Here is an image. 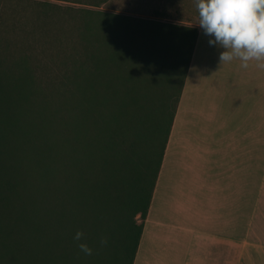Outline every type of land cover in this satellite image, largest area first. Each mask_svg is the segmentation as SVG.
Segmentation results:
<instances>
[{
	"label": "trees",
	"instance_id": "16d2710c",
	"mask_svg": "<svg viewBox=\"0 0 264 264\" xmlns=\"http://www.w3.org/2000/svg\"><path fill=\"white\" fill-rule=\"evenodd\" d=\"M27 3L25 8L13 0H0V72L30 71L39 87L80 90L85 99L82 107L69 106L61 142L68 158L57 198L64 203L69 236L65 258L56 261L54 256L52 262L133 264L198 29L102 11H92L102 16L99 22L83 18L67 28L49 18L48 10L31 0ZM172 51L175 57L167 59ZM155 56L172 60L162 67L167 71L154 78L160 85L146 102L145 90L153 83L148 69ZM150 101L152 113L144 111ZM136 113L135 123L131 117ZM120 203L125 212L114 244L92 220L101 216L102 209L116 210ZM77 230L93 249L91 254L78 248L73 239ZM52 236L59 249L62 237ZM102 238L107 242L102 244Z\"/></svg>",
	"mask_w": 264,
	"mask_h": 264
},
{
	"label": "crops",
	"instance_id": "0c3cea01",
	"mask_svg": "<svg viewBox=\"0 0 264 264\" xmlns=\"http://www.w3.org/2000/svg\"><path fill=\"white\" fill-rule=\"evenodd\" d=\"M195 27L133 264H264V68Z\"/></svg>",
	"mask_w": 264,
	"mask_h": 264
},
{
	"label": "rangeland",
	"instance_id": "374dc122",
	"mask_svg": "<svg viewBox=\"0 0 264 264\" xmlns=\"http://www.w3.org/2000/svg\"><path fill=\"white\" fill-rule=\"evenodd\" d=\"M13 1L17 6H29L27 0ZM31 3L48 10L49 18L67 28L78 25L83 18L89 23L99 22L102 16L92 11L173 23L185 29L198 23L195 0H31ZM31 8L27 15L31 14ZM18 9L24 13L23 8ZM173 51L167 54V59L175 57ZM153 60L154 65L148 69L153 83L150 81L145 90L146 102L153 99V88H159L154 78L167 71L162 67H168L172 59L165 61L167 64L157 56ZM84 101L80 90L39 87L37 77L30 71L0 72V193H4L0 197V264H53L54 256L56 261L65 258L69 229L64 203L57 196L58 183L66 178L68 155L61 142L65 138L69 106L82 107ZM152 104V101L146 104L144 111L152 113L153 108H148ZM138 113L131 117L135 123ZM94 168L98 169L97 163ZM9 185L14 189L10 190ZM123 211L125 207L120 203L116 210L102 209L101 216L92 220L99 225L100 234H108L114 244ZM136 219L138 224L142 223L140 214ZM52 233L62 237L59 249L54 248ZM111 246L112 242L107 245V257Z\"/></svg>",
	"mask_w": 264,
	"mask_h": 264
},
{
	"label": "clouds",
	"instance_id": "9594fccd",
	"mask_svg": "<svg viewBox=\"0 0 264 264\" xmlns=\"http://www.w3.org/2000/svg\"><path fill=\"white\" fill-rule=\"evenodd\" d=\"M198 25L209 36V44L224 50L219 53L220 64L238 58L241 67L250 60L264 68V0H195ZM77 230L73 239L85 254L93 249L81 240ZM107 241L102 238L101 243Z\"/></svg>",
	"mask_w": 264,
	"mask_h": 264
}]
</instances>
